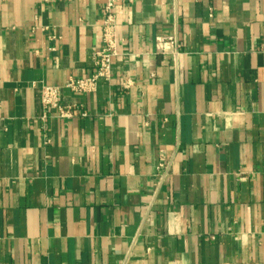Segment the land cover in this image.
<instances>
[{
    "label": "crops",
    "instance_id": "0c3cea01",
    "mask_svg": "<svg viewBox=\"0 0 264 264\" xmlns=\"http://www.w3.org/2000/svg\"><path fill=\"white\" fill-rule=\"evenodd\" d=\"M110 1L0 0V264H264V0H114L73 92Z\"/></svg>",
    "mask_w": 264,
    "mask_h": 264
},
{
    "label": "built area",
    "instance_id": "2783aa9c",
    "mask_svg": "<svg viewBox=\"0 0 264 264\" xmlns=\"http://www.w3.org/2000/svg\"><path fill=\"white\" fill-rule=\"evenodd\" d=\"M114 0H111L107 7V18L103 28L104 47L102 50L94 54V66L96 73L88 79L70 80L67 87L76 93H92L100 80H107L110 77L112 59L116 55L117 36L116 22L112 9ZM160 46H164L165 40H158ZM42 101L46 107H55L60 110V114L64 118L72 116L71 109L64 110L59 105V89L53 87H45L42 91Z\"/></svg>",
    "mask_w": 264,
    "mask_h": 264
}]
</instances>
